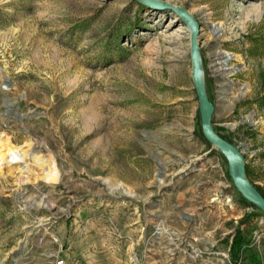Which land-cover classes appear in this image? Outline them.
I'll return each mask as SVG.
<instances>
[{
  "label": "rangeland",
  "instance_id": "obj_1",
  "mask_svg": "<svg viewBox=\"0 0 264 264\" xmlns=\"http://www.w3.org/2000/svg\"><path fill=\"white\" fill-rule=\"evenodd\" d=\"M154 1L197 20L211 122L264 192V0ZM189 48L135 0H0V264H264V213L200 136Z\"/></svg>",
  "mask_w": 264,
  "mask_h": 264
},
{
  "label": "water",
  "instance_id": "obj_2",
  "mask_svg": "<svg viewBox=\"0 0 264 264\" xmlns=\"http://www.w3.org/2000/svg\"><path fill=\"white\" fill-rule=\"evenodd\" d=\"M146 7L157 11H172L182 18L190 28V61H191V79L194 91L198 101V111L200 119V128L203 138L212 146L213 149L220 151L227 161L228 176L230 177L234 188L239 195L249 204H252L258 210L264 213V198L248 181L245 171V161L241 150L232 143L223 139L215 131L211 122L215 106L210 102L202 75V63L199 55L198 34L199 24L193 15L185 8L174 6L154 0H135ZM162 168V166L160 167ZM161 173L157 174V179Z\"/></svg>",
  "mask_w": 264,
  "mask_h": 264
},
{
  "label": "bare ground",
  "instance_id": "obj_3",
  "mask_svg": "<svg viewBox=\"0 0 264 264\" xmlns=\"http://www.w3.org/2000/svg\"><path fill=\"white\" fill-rule=\"evenodd\" d=\"M212 30H213L212 32L214 33L217 29L216 28H212ZM214 56L216 57V64L215 65L217 66L218 73H220V75L223 76L224 73L227 70H229L228 69V64H227L228 61H229L228 56L224 55L218 49L214 52ZM6 159H8L10 161H16L17 160V156H15L10 151V152L6 153ZM1 160H3L2 156H0V161ZM55 177H56L55 169H54V167H51L49 169V171L47 172L46 178H48L49 180H54Z\"/></svg>",
  "mask_w": 264,
  "mask_h": 264
},
{
  "label": "trees",
  "instance_id": "obj_4",
  "mask_svg": "<svg viewBox=\"0 0 264 264\" xmlns=\"http://www.w3.org/2000/svg\"><path fill=\"white\" fill-rule=\"evenodd\" d=\"M211 101V100H210ZM217 132V131H216ZM217 134H219L223 139H225L226 141H228V142H230V143H233L231 140H229L228 138H226L225 136H223V135H221L220 133H218L217 132ZM200 136L203 138V136H202V134H200ZM204 139V138H203ZM205 140V139H204ZM206 141V140H205ZM219 156H220V158H221V160H223L224 162H225V160H224V158H223V156L219 153ZM245 171H246V174L248 173V170H247V166H245ZM256 189L259 191V193L261 194V196L264 198V192L260 189V188H258V187H256ZM241 200H242V202L243 203H245L246 205H248L249 207H252V208H254V209H257L256 207H254L252 204H249V203H247L242 197H241ZM238 231H237V235L235 236V237H238ZM239 245V243H238V239H235V240H233V242H232V245H231V250L230 251H232V249L233 248H235L236 246H238ZM231 260L233 261V263L232 264H238V262H237V260L236 259H234V257H231Z\"/></svg>",
  "mask_w": 264,
  "mask_h": 264
}]
</instances>
